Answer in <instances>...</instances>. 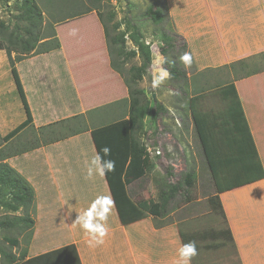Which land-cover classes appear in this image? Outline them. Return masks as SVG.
Here are the masks:
<instances>
[{"label": "crops", "instance_id": "crops-1", "mask_svg": "<svg viewBox=\"0 0 264 264\" xmlns=\"http://www.w3.org/2000/svg\"><path fill=\"white\" fill-rule=\"evenodd\" d=\"M163 1L170 28L192 54L190 66L180 62L189 77L196 75L189 109L213 182L203 188L219 199L223 217L205 198L201 213L173 220L170 209L123 225L106 175L87 177L98 154L92 129L126 116L127 104L107 106L129 97L111 68L103 26L92 12L55 25L59 49L17 63L26 75V82L19 78L39 140L36 149L6 160L35 192L32 235L36 229L40 240L30 242L27 260L71 248L80 264H178L186 237L197 242V261L194 257L191 264H264V0ZM72 28L79 30L76 36L69 35ZM240 61L246 71L230 67ZM5 63L7 54L0 50V64ZM158 67L152 65L150 75ZM12 106L0 88L3 136L27 118L21 115L15 124ZM165 180L166 171L155 167L126 189L139 207L157 202ZM101 195H110L114 204L104 244L90 247V236L75 220ZM224 226L232 245L207 250L215 241L199 236Z\"/></svg>", "mask_w": 264, "mask_h": 264}, {"label": "trees", "instance_id": "trees-1", "mask_svg": "<svg viewBox=\"0 0 264 264\" xmlns=\"http://www.w3.org/2000/svg\"><path fill=\"white\" fill-rule=\"evenodd\" d=\"M101 1L89 0L92 4L91 8L57 20L54 23L52 36L43 43H40L42 39L40 38V33L43 29L44 15L35 0H18L16 7L18 10L16 15L17 23L12 29L4 23H0L1 34H3L0 37V50H4L7 54L14 83L27 115L26 120L7 135L3 136L0 133V205L7 212L3 218H0V233L17 231L21 235H26L30 240L35 227V220L31 214V209L35 202V192L27 180L6 162L7 159L36 149L39 145L37 130L34 127L32 113L16 69V63L32 53H47L53 49H59L60 43L55 31V25L92 12L97 14L103 26L111 68L120 75L129 92L128 99L107 106V108H110L114 105L127 104L126 116L92 129V138L97 152L101 156H103L102 149L104 147H109L111 151L116 152L115 157H112L111 154L109 157H105L116 162L115 171L107 173L106 178L122 224L129 225L138 221L146 213L156 217L162 216L164 213L169 212L170 209L176 208L181 201L190 199L191 192L189 190L193 187L194 180L193 170L184 175V182L182 183L180 181L177 183H163L160 186L156 203L140 204L138 207L128 195L126 187L133 181L142 179L156 167L155 159L152 158L142 141V138L147 134L145 120L149 103L147 104L146 101L147 93L138 86L139 82L148 74L153 63V52L151 45L147 44L137 24L116 22V12L108 10V7L103 6ZM104 8L107 9L106 14L102 12ZM145 16L158 28V32H156L162 44L160 54L168 60V63L163 66L171 73L169 82L176 85L181 84L187 90H190L189 77L180 64V57L188 50L187 43L175 32L167 30L166 24H169V17L164 1L157 0L155 4L152 3L145 11ZM125 25L126 28L121 30ZM128 41L133 46L131 50L127 48ZM40 45H44L42 51L38 50ZM179 51L180 53L178 54ZM133 59H139L140 63L138 66L132 65L128 69L126 66ZM244 64H246L245 61H240L230 67L234 70L238 68L246 71L242 67ZM191 95L190 90L187 93V106L182 107L185 114L184 118L182 117V124L184 123L186 131L188 127H192L198 147V155L204 161L212 181L206 157L189 110V98ZM153 101L155 103V99ZM165 111L164 106L160 102H156L152 113L157 118ZM63 124L64 122L60 123V125ZM73 134L75 133H71V135ZM26 147L29 148L26 149ZM117 150L121 154L117 155ZM168 175L171 176V174ZM207 199L209 204L215 207L214 211L218 210L221 215L219 199L213 197V194L209 195ZM188 203L193 202L190 201ZM199 237L202 239H209L208 237H210L211 240L215 241L213 244H206L205 248L207 250H212L213 248L224 249L227 245H232L233 242L232 235L226 226L213 232L201 234ZM187 240H193V238H188ZM187 240L185 237V243ZM5 245L18 247L19 241L6 235L0 237V257L4 258L3 264H80L76 253L73 251L72 254L68 251L71 248L57 251L44 258L38 257L27 260L26 250L17 255L12 251H6ZM72 256H75L74 262Z\"/></svg>", "mask_w": 264, "mask_h": 264}, {"label": "rangeland", "instance_id": "rangeland-1", "mask_svg": "<svg viewBox=\"0 0 264 264\" xmlns=\"http://www.w3.org/2000/svg\"><path fill=\"white\" fill-rule=\"evenodd\" d=\"M35 1L39 5V8L44 15V22L42 26L43 29L40 33V38H42L40 40V43L47 41V38H50L52 36L54 23L57 20L66 18L70 15L75 14L76 12L92 7V4L89 2V0ZM17 2L18 0H0V23H4L10 29H12L17 23ZM101 2L103 6L108 7V10H113L116 12V22H125L126 24L127 22H129L130 24H137L139 26L141 32L144 35L145 41L147 42L148 40L147 44L151 45V49L153 52L152 65L159 66L157 63V58L161 56L160 49L162 44L157 34L158 28L147 18V16H145V11L152 3L155 4L157 0H102ZM102 12L103 14H106L107 9H102ZM170 27L171 26H169V24L167 23V30L172 32L173 30ZM125 28L126 25L123 26L121 30ZM1 36H3V34H1L0 28V37ZM43 48L44 45H40L38 47V50L42 51ZM127 48L128 50H131L133 48L132 44L129 41L127 43ZM179 53L180 51L178 52V54ZM139 63V59H133L126 67L129 69L132 65L138 66ZM151 67L148 74L145 75L144 79L139 82L138 85L140 89L144 90L145 93H147L146 101L147 104L149 103L147 117L145 120V129L147 130V134L142 138V141L147 149L153 152L152 158L156 161L155 166L161 167L166 171V182L164 183H177L179 181L182 183L184 182V175L189 171H194L193 187L189 190V192H191L190 199L188 201H181L180 203H178L177 207L173 209L175 212L172 219L179 220L185 214L192 215L197 213L198 211L200 213L203 212V209L206 205L205 203L207 201L205 198H207L208 194L211 193L209 191H205L203 187L205 186L206 190L208 188H211L212 181L204 165V161L198 155V147L196 145V138L194 136L192 127H188L186 131L183 125L184 123L182 124V117L184 118L185 116L182 107L187 106V93L190 90H187V88L185 86H182L181 84V86L172 84L169 82V80H166L164 84H162L158 89L153 90L151 88ZM22 70L23 67L17 64V71L19 72V76L21 77L22 81L26 82V75H24V72ZM186 73L188 75L187 71ZM195 76L189 77L188 75V82L190 83V87L191 84H194V81L196 80ZM26 87L27 89L29 88V86L27 85ZM0 88L2 92L8 94L13 101L12 109L14 108L13 113L16 124L22 119L21 115L22 117H25L26 114L22 109V101L20 99L19 93L17 92L14 78L11 73V67L8 63H5L4 65L0 64ZM154 99L155 103L160 102L166 109V111L157 118H155L152 113L155 106V103L153 101ZM157 151H160L161 153L159 155H156L155 152ZM168 174H171V176ZM201 190H203L204 192H202ZM190 201L193 203H188ZM182 208L183 211L180 212ZM31 210L33 212L32 214H36L37 207L35 204H33ZM6 214L7 212L5 211V209L0 205V218H3ZM218 221L220 222V220ZM4 235L16 238L19 241L18 247H10L8 245H5L6 251H12L17 255L22 253L24 250H28V246L32 239L40 240L37 235L36 229L34 235L31 236L30 240L26 235H21L17 231L0 233V237ZM216 254L214 256L215 260L217 258ZM194 259V261H197L196 257ZM220 259L222 260V254H219L218 256V260ZM3 261L4 258L0 257V264H3Z\"/></svg>", "mask_w": 264, "mask_h": 264}, {"label": "clouds", "instance_id": "clouds-1", "mask_svg": "<svg viewBox=\"0 0 264 264\" xmlns=\"http://www.w3.org/2000/svg\"><path fill=\"white\" fill-rule=\"evenodd\" d=\"M77 28H72L69 35L76 36L78 34ZM180 60L185 67L191 65L192 54L185 52ZM159 67L152 73L151 88L158 89L166 80L171 79V73L164 64L168 63L167 58L159 56L157 58ZM103 156L96 154L87 166V177L90 179L94 175L105 176L107 173L115 171L116 162L112 159H106L111 154L109 147L102 149ZM114 201L110 195L98 196L90 205V207L83 213H78L75 223L80 225L85 232L90 236L88 244L90 247H97L104 244V237L107 235L108 229L106 222L113 207ZM198 255L197 242L192 240L184 243L178 249L179 261L178 264H191L192 259Z\"/></svg>", "mask_w": 264, "mask_h": 264}, {"label": "built area", "instance_id": "built-area-1", "mask_svg": "<svg viewBox=\"0 0 264 264\" xmlns=\"http://www.w3.org/2000/svg\"><path fill=\"white\" fill-rule=\"evenodd\" d=\"M148 152L150 153V155L152 156V154H153V152L152 151H150V150H148ZM161 152L160 151H157V152H155V154L156 155H159Z\"/></svg>", "mask_w": 264, "mask_h": 264}, {"label": "water", "instance_id": "water-1", "mask_svg": "<svg viewBox=\"0 0 264 264\" xmlns=\"http://www.w3.org/2000/svg\"><path fill=\"white\" fill-rule=\"evenodd\" d=\"M155 98V97H154Z\"/></svg>", "mask_w": 264, "mask_h": 264}]
</instances>
